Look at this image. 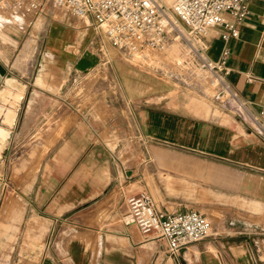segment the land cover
I'll use <instances>...</instances> for the list:
<instances>
[{"label":"crops","instance_id":"crops-1","mask_svg":"<svg viewBox=\"0 0 264 264\" xmlns=\"http://www.w3.org/2000/svg\"><path fill=\"white\" fill-rule=\"evenodd\" d=\"M245 2L248 17L238 26V38L229 43L228 79L264 129V114L260 115L264 107V0ZM225 17L230 19L228 14ZM1 20L0 16L2 39L13 42L0 43V64L6 70L1 85L7 81V87L0 89L3 143L18 125L15 120L22 90L11 91L9 87L14 77L22 74L13 72L17 42L1 32ZM61 27V41L49 38L51 27L41 37V63L46 69L24 91L55 96L67 77L65 70L75 63L80 68L91 62L97 64L104 56L102 48L95 50L101 47L102 40H95L93 31ZM211 46L210 56L216 60L221 41L213 36ZM76 53L82 54L77 58ZM123 76L131 88V79ZM150 90L146 83H138L133 92L142 97ZM8 95L13 102L4 107ZM57 102L38 101L36 97L28 100L19 122L21 131L41 124L43 142L48 146L33 210H43L42 216L36 214V218L46 225V236H54V240L42 244L38 264H264V240L249 244L243 239L258 234L251 226L264 223V134L218 110L207 98L203 108H195L161 96L152 109L145 106L147 101L136 104L128 99L121 114L128 120V129L130 115L136 118L140 148L137 163L122 162L98 139L100 123L68 113L67 108H63L64 113H56L52 110L61 108ZM33 113L40 115L31 116ZM115 116L112 111L107 117L111 130L116 125ZM6 118L10 125L5 124ZM140 193L147 194L157 210L167 213L186 211L198 202L204 206H221L224 202L220 212L229 209L236 222L247 228L227 236H241L239 243L218 242L217 232H211L202 241L169 256L164 239L146 237L123 223L127 196ZM216 196L220 202L212 198Z\"/></svg>","mask_w":264,"mask_h":264},{"label":"rangeland","instance_id":"rangeland-1","mask_svg":"<svg viewBox=\"0 0 264 264\" xmlns=\"http://www.w3.org/2000/svg\"><path fill=\"white\" fill-rule=\"evenodd\" d=\"M0 16L3 19L1 20V32L17 42L13 52L15 60L13 72L22 74V76L14 77L12 86L9 87L11 91L22 90V98L18 104L15 120V124L18 125L13 134L11 129L7 140L0 143V264H38L42 257L40 253L42 244L50 239L54 240V236H46V225L36 218V214L42 216L43 210H33L34 204L37 202L36 195L39 185L43 179L42 168L44 159H47L45 153L48 146L43 142L44 133L40 131L41 124L31 125L29 129L24 127L25 130H20L19 122L22 119L26 102L30 99L35 100V97L36 100L44 102L56 99L60 102L61 108L52 111L64 113L63 108H67L68 113L73 112L93 118L96 123H100L97 132L98 139L102 140L122 162L137 163V154L140 148L137 140V121L131 114L130 130L126 128L128 120L123 119L121 114L125 110L123 109L124 101L131 99L136 104L147 101L145 106L153 108L154 102L159 97L167 96L185 104L190 103L195 108H203L206 98L208 99L204 95H210L211 91L206 89L203 94L198 87L187 86L178 77L162 75L159 72L134 66L126 56L106 42L103 34L92 20L76 18L65 10L55 8L50 4H46L38 15H7L0 11ZM61 26L93 31L95 40L98 38L102 40L101 47H95V50L102 48L104 56H101L102 58L97 64L91 62L84 68L78 67L77 63L73 67L70 64L71 68L68 67L70 70H65L63 73L64 76H67L64 78V83L62 80L63 87L55 96L49 93L39 95L24 91L25 86H31L34 77L45 68L44 63L43 66L41 63V37H44L51 27L49 38L55 42L61 41L62 36L59 33L63 30ZM1 42L13 44L12 40H3L0 35ZM26 43H29V46L23 52ZM87 51L91 50L87 49ZM87 51L85 50V52ZM176 52L177 48L173 46L170 55L174 56ZM77 54L75 56L78 58L82 53ZM74 57H71L72 60L75 59ZM164 60L165 64L169 62V65L171 64L170 59L165 58ZM123 75L129 76L131 79V88L127 87ZM138 83L143 85L146 83L151 86V90L141 97L138 93L133 92ZM4 87H7V81H4L0 89ZM12 98L11 95H8L4 107L12 105ZM112 111L116 112V125L112 126L111 130L108 127L107 117ZM131 112H134L133 108ZM39 115L33 113L31 116L38 117ZM124 150L127 153L123 152ZM130 151L132 152L131 156H128ZM150 160L153 161V158ZM212 198L219 202L221 200L217 196ZM225 205L223 202L221 206L219 204L204 206L203 203L198 202L184 210H197L204 214L212 225L211 232H217L216 241L225 243L226 240H231L239 243L242 239L241 236L236 238L227 236H234L235 233H240L247 227L240 226L229 209L220 212L219 207H225ZM250 228L258 234L246 236L243 239L249 244L262 243L264 223Z\"/></svg>","mask_w":264,"mask_h":264},{"label":"built area","instance_id":"built-area-1","mask_svg":"<svg viewBox=\"0 0 264 264\" xmlns=\"http://www.w3.org/2000/svg\"><path fill=\"white\" fill-rule=\"evenodd\" d=\"M50 4L76 18L90 17L106 42L136 67L178 77L198 87L218 110L264 134L258 116L232 89L229 43L248 17L245 0H0V11L12 15H38ZM230 16V19L225 17ZM221 41L216 60L210 56L212 37ZM176 46L177 52L170 51ZM165 58L171 64H165ZM264 114L262 107L260 115ZM126 226L144 236L164 239L169 256L211 233L208 218L197 210L163 212L145 194L126 198Z\"/></svg>","mask_w":264,"mask_h":264},{"label":"water","instance_id":"water-1","mask_svg":"<svg viewBox=\"0 0 264 264\" xmlns=\"http://www.w3.org/2000/svg\"><path fill=\"white\" fill-rule=\"evenodd\" d=\"M6 75V70L5 68L0 64V85H1V82L3 80V78L5 77Z\"/></svg>","mask_w":264,"mask_h":264},{"label":"bare ground","instance_id":"bare-ground-1","mask_svg":"<svg viewBox=\"0 0 264 264\" xmlns=\"http://www.w3.org/2000/svg\"><path fill=\"white\" fill-rule=\"evenodd\" d=\"M169 1V0H168ZM13 82L11 81L10 82V84H12ZM10 120H9V118H6V121H5V124H7V125H10L9 122ZM0 135H2V133H1V130H0Z\"/></svg>","mask_w":264,"mask_h":264}]
</instances>
